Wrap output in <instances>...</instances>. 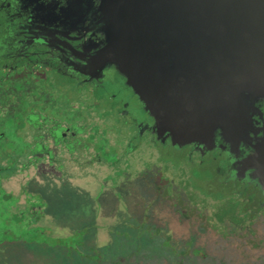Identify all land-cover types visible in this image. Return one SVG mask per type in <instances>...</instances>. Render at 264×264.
<instances>
[{"label":"flooded vegetation","instance_id":"1","mask_svg":"<svg viewBox=\"0 0 264 264\" xmlns=\"http://www.w3.org/2000/svg\"><path fill=\"white\" fill-rule=\"evenodd\" d=\"M98 6L90 8L87 0H0V264H15L7 252L19 246L58 252L53 264H118L120 258L104 262L97 223L66 226L65 240L57 242L49 240L52 227L41 225L50 195L67 190L76 196L74 190L90 184L99 187L90 198L96 218L106 190L116 202L111 214H129L127 191H133L134 207L148 213L157 200L186 232L224 240L227 252L236 254L225 259L264 264L257 161L264 148V99L253 103L236 134L211 131L210 121L181 129L159 124L134 83L115 65L95 59L108 45ZM184 133L193 137L175 136ZM127 217L129 226L137 221ZM141 221L134 251L147 248V236L155 249L170 251L160 260L210 259L194 238L170 240L176 226L164 215ZM90 232L97 235L87 242Z\"/></svg>","mask_w":264,"mask_h":264},{"label":"water","instance_id":"2","mask_svg":"<svg viewBox=\"0 0 264 264\" xmlns=\"http://www.w3.org/2000/svg\"><path fill=\"white\" fill-rule=\"evenodd\" d=\"M87 2L99 4L108 43L95 59L134 83L159 124L181 129L210 121L211 131L236 134L264 99V0ZM257 161L264 188V148Z\"/></svg>","mask_w":264,"mask_h":264},{"label":"rangeland","instance_id":"3","mask_svg":"<svg viewBox=\"0 0 264 264\" xmlns=\"http://www.w3.org/2000/svg\"><path fill=\"white\" fill-rule=\"evenodd\" d=\"M68 97H76L73 93H68ZM117 127L119 131L123 134H127L128 127L122 123L117 122ZM147 152L148 149L143 148L141 152ZM58 191V190H57ZM99 191L97 184H90L88 186H82L81 190L77 188L74 192L77 194L71 195V191L60 190L54 195H50L47 199L49 200L50 210L42 218L41 225H50L51 233L49 240L59 241L65 240L67 232L64 230L66 226H86L92 223H97L99 226L98 240L99 245L103 248L102 257L109 259L108 262L121 259L118 264H172L169 260H160L159 257H171L170 251L167 249H155L152 242H150L147 236H143L142 239L145 242L146 249H141L140 251H134L136 246H139L137 241V221H141L142 218H146L150 223L154 222L158 215H164L167 217L169 224L176 226L170 233L168 237L172 241H183L185 244L191 241L193 238L195 242L201 247L210 259L202 262L198 260H184L183 264H243L237 261H232L230 259H225L229 257H235L236 254L233 252H227L224 240L213 236V234H195L186 232L180 227V220L173 214L170 210L166 208H158L159 202L157 200H152V210L148 213L144 211L143 207H134L132 204L134 202L135 192L127 191V198L129 204V214L127 212L115 211L111 214L110 210L116 208V202L109 196V191L104 192L102 198L103 210L96 218L91 210L93 203L90 198L94 196L95 193ZM70 193V194H69ZM83 193V195H79ZM80 198V199H79ZM70 199H74L71 201ZM76 199H78L76 201ZM149 203V202H148ZM83 208L82 212L74 211L76 208ZM157 207H156V206ZM156 208V209H155ZM133 216L137 223L129 222L128 217ZM54 225V226H53ZM57 226V227H55ZM180 228H179V227ZM95 233H88L84 238L87 242H91L95 239ZM164 239V238H162ZM185 251V250H184ZM42 251H32L25 249L23 247H17L14 249H9L7 252V259L10 263L15 264H53L52 259L60 257L58 252H45ZM201 253V254H202ZM135 257V258H133ZM218 258V259H214ZM223 259V260H220ZM224 261V262H223Z\"/></svg>","mask_w":264,"mask_h":264}]
</instances>
